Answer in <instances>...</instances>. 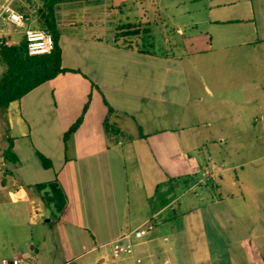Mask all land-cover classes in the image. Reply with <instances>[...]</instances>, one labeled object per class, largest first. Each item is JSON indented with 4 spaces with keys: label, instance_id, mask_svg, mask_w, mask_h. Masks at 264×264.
I'll return each instance as SVG.
<instances>
[{
    "label": "crops",
    "instance_id": "1",
    "mask_svg": "<svg viewBox=\"0 0 264 264\" xmlns=\"http://www.w3.org/2000/svg\"><path fill=\"white\" fill-rule=\"evenodd\" d=\"M23 1L13 0L25 18L22 27L0 21V42L6 45L18 44L25 29L37 27L42 0L24 1L34 3L33 10ZM163 1H152L151 21L138 18L152 33L162 32L165 49L146 53L114 42L112 20L108 34L81 33L91 23L76 22V14L112 11L113 2L58 4L61 66L77 72L43 83L0 111L7 133L0 135V206L24 204L35 220L45 215L46 204L43 191L28 186L55 180L65 197L55 219L64 215L62 225L71 232L70 259L62 264H104L99 250L130 232L125 230L134 215H140V223L133 230L148 222L155 227V217L169 206L152 209L147 185L155 191L157 183L193 174L199 175L189 182L196 195L204 186L214 191L198 210L202 259L181 225L166 250L155 239L140 241L131 256L113 254L110 264H264V127L251 131L262 120L257 112L264 111V97L258 99V91L264 95V83L258 81L264 79V0ZM185 35L184 49H175L170 39ZM176 107L188 113L166 117ZM226 110L233 112L230 122ZM81 114L80 125L64 140ZM228 127L237 130L231 135ZM8 140L16 161L3 159ZM252 140L255 151L246 157L244 144ZM35 151L52 167L42 168ZM211 165L218 170L215 183H199L202 169ZM30 250L36 256L35 248ZM94 252L99 255L92 262ZM35 256L31 264H43ZM19 258L14 254L0 264Z\"/></svg>",
    "mask_w": 264,
    "mask_h": 264
},
{
    "label": "rangeland",
    "instance_id": "2",
    "mask_svg": "<svg viewBox=\"0 0 264 264\" xmlns=\"http://www.w3.org/2000/svg\"><path fill=\"white\" fill-rule=\"evenodd\" d=\"M23 1V0H22ZM25 1V0H24ZM23 1V2H24ZM101 2H113V6L116 8L112 11H105L104 9L92 10L88 14H76L74 17L76 22L82 23L84 21L91 23V27L88 25L85 28H81V33H93L100 31L103 34H108L110 32V21L114 24H133L134 27L138 28L139 31L148 30L147 33H140L134 37H128L125 42L118 40L119 45H124V47L134 49L136 51L149 52L153 49L162 50L164 48L162 32L152 31L147 27L148 23H142L139 19L142 15H145V21H151L153 19V0H100ZM162 4H167L168 0L161 2ZM24 8L35 9L36 5L34 3L28 4L27 1L24 2ZM75 3H63L60 8H67L69 6H75ZM101 4V3H100ZM17 8V7H16ZM147 13V14H145ZM60 17H64L63 12L57 13ZM139 18V19H138ZM138 19V20H136ZM37 29H42L40 26L35 27ZM109 31V32H108ZM188 35L171 38L172 44H174L175 49H184L183 44ZM154 42V43H153ZM70 49V48H69ZM73 49V48H72ZM67 63H71L73 58L66 55ZM81 63V62H79ZM197 68L200 70L201 64L197 63ZM258 81L264 83V79L261 78ZM181 86V82L177 83ZM264 95L262 91H258V99H263ZM176 110H171L166 117L180 116L181 114L188 113L183 110V108H175ZM226 121H231L233 112L231 110H226ZM241 119L244 120L247 115L246 111L242 109ZM262 116L261 123L256 125L255 128H251L254 132L264 127V111L259 110L257 112L258 119ZM2 113H0V135H6V126L2 120ZM255 119V120H256ZM52 132L53 129L49 128ZM229 132L233 135L237 128L228 127ZM240 130H245L248 132V128L241 126ZM13 131L16 134V128L13 127ZM230 135V136H231ZM246 143V141H245ZM255 141L246 143L243 154L246 157L249 156L251 151H255ZM232 145H237L236 141ZM247 167V166H246ZM238 173V171H236ZM198 174H193L188 178H181L175 183H171L166 180L161 184L156 185L155 191L152 190L150 186L147 185L146 193L150 196L151 208L158 210L159 207H163L165 204H169L168 207L162 209L159 215L155 217L156 225L152 231H150L146 236H144L141 241H147L155 239L156 245H160L164 250L171 245V240L173 239L174 232L177 231L181 225L185 227L184 231L187 237L191 238V243H193L194 253H197V259H202V241H201V229L199 224L198 210L206 203V196L209 193H214L213 189H206L205 186L202 188V194L196 195L193 192V188L190 187L189 182L195 183ZM225 184H228V179L232 178V174L226 175ZM8 179V178H7ZM10 185V184H8ZM190 190H189V189ZM8 190L6 194L8 196ZM133 200L130 197V210H133ZM40 210V208H39ZM41 212V211H40ZM151 211H148L150 215ZM176 212V215L173 213ZM57 214L54 213L51 206L45 207V215L38 217L33 220L29 217L28 208L24 204L13 203V201H7V204L0 206V262L2 259H11L14 254H18L26 264L27 259L31 256H35L30 250V247H34L36 250V258L40 259L43 264H62L64 261L70 259V253L66 249V242L68 241L69 232L65 226L62 225V221L65 219L63 215L61 221L55 219ZM132 216V214H131ZM140 215H134V218L127 224V230H133L140 222ZM174 218V219H173ZM48 222H43L47 220ZM175 221V222H174ZM77 232V231H76ZM79 235V234H78ZM185 234L183 232L182 237ZM166 238V240H164ZM182 238V239H183ZM168 239V240H167ZM100 253L105 255V263H111V256H113L112 246H106L104 249L99 250ZM99 252H94L90 255L92 262L94 258L97 257Z\"/></svg>",
    "mask_w": 264,
    "mask_h": 264
},
{
    "label": "trees",
    "instance_id": "3",
    "mask_svg": "<svg viewBox=\"0 0 264 264\" xmlns=\"http://www.w3.org/2000/svg\"><path fill=\"white\" fill-rule=\"evenodd\" d=\"M93 1V0H42L41 5L36 10V23L46 32L51 35L52 49L48 54L28 55L26 51L25 39H22L16 45H6L0 42V65L2 71L0 73V111L8 107L11 102L20 100L27 93L42 85L43 83L56 78L66 72L75 73L76 70L65 69L61 66V49L59 46V31L56 25L55 7L60 3ZM22 12V9H20ZM147 33L148 30L139 31L133 24H116L114 26V42L122 40L123 42L128 37H134L140 33ZM140 53H146L139 51ZM103 104L107 111L111 108L107 105L104 99ZM87 104L84 106L82 113L85 111ZM82 114L64 133L65 140L73 131L80 125ZM3 159L7 161H16V157L11 151V140H8V147L2 153ZM35 155L44 169L52 167L51 161L35 151ZM36 191H43L42 199L47 206H51L55 214L62 211L65 205L64 194L58 183L53 180L50 182L35 184L28 186Z\"/></svg>",
    "mask_w": 264,
    "mask_h": 264
},
{
    "label": "built area",
    "instance_id": "4",
    "mask_svg": "<svg viewBox=\"0 0 264 264\" xmlns=\"http://www.w3.org/2000/svg\"><path fill=\"white\" fill-rule=\"evenodd\" d=\"M24 17L13 8V0H6L0 7V21H5L14 27H22ZM24 39L26 43V51L28 55L48 54L52 49L51 35L41 29L27 28L24 30ZM5 44V43H4ZM218 170L213 165L206 166L200 173L199 183L214 184ZM154 229L153 223H146L144 226L131 230L122 234L112 243V252L116 256H131L137 244L141 239ZM139 260H137L138 262ZM24 263L22 258L13 262V264ZM31 259L26 264H31ZM1 264H8L2 262Z\"/></svg>",
    "mask_w": 264,
    "mask_h": 264
},
{
    "label": "water",
    "instance_id": "5",
    "mask_svg": "<svg viewBox=\"0 0 264 264\" xmlns=\"http://www.w3.org/2000/svg\"><path fill=\"white\" fill-rule=\"evenodd\" d=\"M40 208H41V212L44 213V209H43L41 204H40ZM46 221H48V220H46Z\"/></svg>",
    "mask_w": 264,
    "mask_h": 264
}]
</instances>
